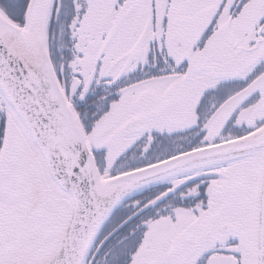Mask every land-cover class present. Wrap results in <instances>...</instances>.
Returning <instances> with one entry per match:
<instances>
[{"label":"snow or ice","instance_id":"6c2138e0","mask_svg":"<svg viewBox=\"0 0 264 264\" xmlns=\"http://www.w3.org/2000/svg\"><path fill=\"white\" fill-rule=\"evenodd\" d=\"M0 264H264V0H0Z\"/></svg>","mask_w":264,"mask_h":264}]
</instances>
